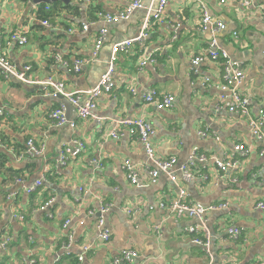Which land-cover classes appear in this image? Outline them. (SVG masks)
I'll return each instance as SVG.
<instances>
[{
    "label": "crops",
    "instance_id": "1",
    "mask_svg": "<svg viewBox=\"0 0 264 264\" xmlns=\"http://www.w3.org/2000/svg\"><path fill=\"white\" fill-rule=\"evenodd\" d=\"M131 1L91 0L88 5L82 0L54 4L1 0V54L19 72L30 67L27 76L39 83L5 80L0 71V239L10 235L13 240L8 249L0 251V264H21L30 259L36 264H112L125 248L138 253L132 264L264 261V210L256 207L264 203V187L252 178L264 166V156L259 154L264 147L250 134L246 119L221 106L220 62L206 60L198 72L191 64L195 56L205 54L209 43V35L198 28L203 1L208 14L225 26L218 35L219 47L242 66L244 78L239 92L249 99L250 115L256 117L264 105V21L259 12L264 0H252L247 7L240 0H226L224 4L220 0H172L145 41L117 54L113 72L116 88L98 99L89 118L80 120L66 99L51 96L50 87L41 82L52 78L62 82L70 93L97 85L107 71L112 46L137 38L154 4L142 0L145 8L134 11L127 20L92 23L98 12L114 15ZM40 8L54 11L47 19L48 28L37 20ZM83 25L89 26L86 32L81 31ZM102 27L108 30L106 41L82 73L62 65L61 61L89 58ZM14 31L27 37L25 45L18 46L9 39ZM144 56L155 62L139 70ZM150 89L173 95V108L157 110L146 105L142 96ZM59 106H64L67 119L75 123L74 129L54 126L50 111ZM130 117H143L153 125L155 157H175L176 177L194 153L206 156V163L193 169L198 172L196 179L174 184L169 176L161 174L156 184L149 185L145 168L153 166L138 139L106 136L117 121ZM201 130L210 131L212 136L199 138L197 132ZM28 139L44 146L43 155H23ZM73 139L83 141L85 149L78 158L59 167L61 149ZM238 144L248 154L236 169L238 182L233 184L229 176L232 172L219 173L213 159L228 158ZM93 160L100 163L97 170L91 165ZM125 160L139 167L140 187L126 179L122 170ZM201 175H207L208 180L203 181ZM39 180L42 186L27 194L26 188ZM179 190L186 192L189 201L205 207L227 204L226 209L209 212L203 230L200 227V235H209L206 247L197 245L186 231L197 224L196 220H175L168 211L158 208L160 202L177 198ZM48 200H53L52 205L40 210ZM105 205L109 206L104 216L111 232L108 242L100 239L96 226L98 211ZM90 211L94 216L88 215ZM66 220H70L68 230L63 228ZM229 228L240 230L238 240L229 239ZM68 235L73 238L66 250ZM85 246L89 251L78 262Z\"/></svg>",
    "mask_w": 264,
    "mask_h": 264
},
{
    "label": "built area",
    "instance_id": "2",
    "mask_svg": "<svg viewBox=\"0 0 264 264\" xmlns=\"http://www.w3.org/2000/svg\"><path fill=\"white\" fill-rule=\"evenodd\" d=\"M33 0H28L31 3ZM172 0H151L154 4L152 10H148V15L144 20L142 31L139 36L132 40H126L118 42L112 46L111 56L108 63L107 71L100 77L98 84L92 88L87 89L86 91H78L74 93L67 92L65 86L62 82L55 81L52 78H48L44 82H41L43 85L50 87L51 96L57 97L62 96L65 98L75 109L78 119L86 120L92 115V112L97 108L98 99L105 94H110L116 88V82L113 79L114 65L117 61V54L119 52H128L129 48L134 43H140L145 41L151 27L158 24L166 11V8L169 6ZM86 4H90L91 0H82ZM226 0H220L221 4H224ZM241 4L247 7L251 4L252 0H240ZM36 6V4H33ZM145 6L142 0H132L121 12L111 15L108 13L98 12L97 20L92 23L97 24H111L118 22L120 20H127L131 14L139 9H144ZM49 9V8H47ZM150 9V8H149ZM2 12V2L0 0V18ZM260 16L264 21V4L260 6L259 9ZM41 24L43 27L48 28V21L42 20ZM88 25H83L81 28L82 32H86ZM200 32L207 33L209 35V43L206 47L205 54L195 56L192 61L193 71L198 72L199 66L207 61L220 62L221 64V75H220V84L219 89V102L222 107L226 108L228 112L235 113L247 120V125L250 131V134L264 147V105L262 106L259 114L256 117H251L250 115V102L249 99L239 92V87L242 84L244 75L242 66L237 62L232 60L227 52L219 47L218 35L225 29V26L222 22L218 21L215 18H212L206 7L203 5V1L200 3V19L199 26ZM73 30H69L72 32ZM107 28L102 27L99 31V35L95 39L91 55L89 58H79L75 59L73 62L68 63L61 61L62 65L65 67H70L72 72L76 74L82 73L83 69L88 66L92 61H94L106 41ZM9 39L15 42L18 46L25 45L27 43V37L18 31L11 32ZM2 41L0 40V71L5 80L13 79L22 84H35L39 83L30 76H27L30 71V67H25L22 71H17L12 63L1 54ZM264 55V52H263ZM56 61H60V58L56 57ZM150 57H143L139 64L138 69L142 70L146 65L154 63ZM205 82H209L208 79H205ZM131 94L135 95V89L131 88ZM143 101L146 105L154 106L157 110H169L173 108L175 104V97L171 94L159 93L155 89H150L144 93L142 96ZM0 115H3V111L0 110ZM50 117L55 127L69 126L70 128H75V123L70 122L65 114L64 106H59L50 111ZM155 131L153 125L144 119L143 117H130L122 118L115 123V126L106 133V136L111 137L112 139L118 140L120 137L127 135L132 138L138 139L142 144L143 150L152 163L153 168L146 167V174L148 175L149 185L156 184L158 178L161 174L169 176L171 182L177 184V181L180 180L185 183H191L198 176V172H193L197 164H205L207 161L206 156L202 154L194 153L188 159L187 166H181L178 171L180 176L176 177L175 166L177 160L175 157L169 159H158L155 157V150L152 145L151 138L153 137ZM212 133L208 130H201L197 132V136L201 139L210 138ZM215 141H219L215 138ZM0 147H3L2 142L0 141ZM85 146L84 142L79 139L71 140L70 144L64 145L61 149L60 155L57 160V165L59 167L64 166L67 161L70 159L78 158L84 151ZM44 146L35 145L32 139H28L26 142L25 150L23 155L38 157L43 155ZM248 154V150L243 145H236L233 150V154L224 160L213 159V167L221 174L229 173L231 183L235 184L238 182V177L236 175V169L240 166L242 158ZM260 156H264V148L259 152ZM91 165L97 170L100 167L98 160H93ZM122 170L125 174L126 179L130 182L131 185L140 187L139 178V167L132 164L130 160H125L122 164ZM203 181L208 180L207 175L200 176ZM253 179L259 180L261 186L264 187V166L255 172L252 176ZM17 182H21L18 180ZM42 180L35 181L31 186L26 188V193L31 194L36 189L42 186ZM53 203V200L46 201L41 207L40 210H47ZM256 207L258 209L264 210V203L259 202ZM159 209H164L168 211L171 215L179 220L183 217L194 219L197 221V224L189 227L186 231L187 233L194 236V242L199 245L206 247L209 242V235L207 232H204L200 235V227L202 230L204 228L205 217L209 212L223 210L227 208V204L221 203L217 206L211 205L208 207L203 206L200 203H195L187 199V194L184 190H179L177 198L171 200L168 203L160 202L158 204ZM152 210L153 208H149ZM109 212V206H102L98 211V216L96 219V226L99 230V237L103 242H108L111 236V232L105 226L104 216ZM89 216H94V212H88ZM23 218L20 217V220ZM70 225V220H66L63 224V228L68 230ZM157 232V231H156ZM226 233L230 240L236 241L240 237V230L237 228H229L226 230ZM159 234V233H158ZM72 235H68L67 244L64 245L66 250L69 249L70 244L72 243ZM12 236L3 235L0 239V251L6 250L10 247L12 243ZM89 251V247L85 246L82 248L81 254L78 256V262H81L84 259L85 254ZM138 258V253L133 249H122L119 254L112 260V264H132ZM21 264H36L34 260H26ZM145 264V263H142ZM264 264V261L256 263Z\"/></svg>",
    "mask_w": 264,
    "mask_h": 264
},
{
    "label": "trees",
    "instance_id": "3",
    "mask_svg": "<svg viewBox=\"0 0 264 264\" xmlns=\"http://www.w3.org/2000/svg\"><path fill=\"white\" fill-rule=\"evenodd\" d=\"M52 13H54V11H48V12H45L43 9H39L38 11H37V20H39V21H42V20H46L47 21V19H50V17L52 16ZM37 27H39V26H37Z\"/></svg>",
    "mask_w": 264,
    "mask_h": 264
},
{
    "label": "water",
    "instance_id": "4",
    "mask_svg": "<svg viewBox=\"0 0 264 264\" xmlns=\"http://www.w3.org/2000/svg\"><path fill=\"white\" fill-rule=\"evenodd\" d=\"M57 1H63L64 3H67V0H35L36 3H45V4H54ZM58 98H63L62 96H57ZM65 99V98H64Z\"/></svg>",
    "mask_w": 264,
    "mask_h": 264
}]
</instances>
